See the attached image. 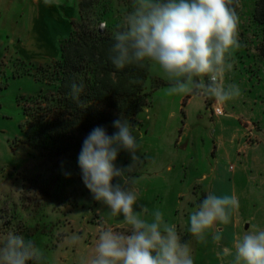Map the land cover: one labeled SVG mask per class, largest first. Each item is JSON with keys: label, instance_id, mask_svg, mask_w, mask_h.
Segmentation results:
<instances>
[{"label": "rangeland", "instance_id": "obj_1", "mask_svg": "<svg viewBox=\"0 0 264 264\" xmlns=\"http://www.w3.org/2000/svg\"><path fill=\"white\" fill-rule=\"evenodd\" d=\"M80 1L64 0L69 7L75 4V19ZM257 1L261 0H238L241 47L230 57L232 68L223 79L225 86L236 84L241 90L238 98L222 104L225 115L238 121L221 137L234 144L241 158L247 156L243 162L248 170L249 206L243 210L247 219L240 226L241 236L252 225L264 230V58L258 50L264 45V34L252 21ZM97 9L111 12L108 22L120 26L125 13L133 9V0H100ZM100 28L104 30L105 24ZM7 36L5 30V40ZM8 40L11 47L7 44L0 51V174L5 176L0 234L12 232L25 243H33L43 253L41 264H80L81 257L90 255L101 228L126 232L128 226L123 224V216L109 220L110 209L94 199L82 173L70 169L69 161L60 164L62 161L43 158L23 142L33 130H23L27 117L21 99L51 88L36 79L37 69L60 58L63 40L49 48L26 50L12 46L14 37ZM151 69L164 85L155 91L153 105L139 119L142 126L133 131L140 143L138 159L121 149L113 163L122 175L114 177L112 184L126 183V188L133 186L141 195L134 206L136 212L147 202H153L162 213L168 212L177 193L186 191L178 200L183 212L188 201L197 207L208 194L207 188L193 184L216 165L219 132L212 112L216 101L168 95L169 82L153 66ZM180 140L182 144H178ZM177 224L180 242L189 243L193 237L188 232L190 221ZM74 234L82 237L76 245L68 243ZM199 260L202 264L201 257Z\"/></svg>", "mask_w": 264, "mask_h": 264}, {"label": "clouds", "instance_id": "obj_2", "mask_svg": "<svg viewBox=\"0 0 264 264\" xmlns=\"http://www.w3.org/2000/svg\"><path fill=\"white\" fill-rule=\"evenodd\" d=\"M236 6L238 0H133V9L113 33L108 59L118 70L151 62L169 82L168 95H194L224 104L241 95L238 85L223 83L232 68L229 59L241 47ZM71 88L73 98H78L82 86L73 83ZM113 126L118 131L111 136L96 127L84 138L78 164L94 199L112 216H123L128 230L101 228L90 255L81 257L80 264H194L190 245L180 242L175 224L165 221L158 208L141 205L140 212L134 211L138 199L134 187L112 184L122 175L113 163L119 151L130 152L137 160L140 147L127 120H114ZM238 207L235 196L210 192L189 215L188 231L205 243L208 231L217 222L228 224ZM212 239L219 244L222 237L217 232ZM81 240L74 234L68 243ZM234 248V264H264V230L252 225L235 238ZM220 255L230 256L232 250L225 247ZM42 258L38 247L23 237L0 234V264H41Z\"/></svg>", "mask_w": 264, "mask_h": 264}, {"label": "trees", "instance_id": "obj_3", "mask_svg": "<svg viewBox=\"0 0 264 264\" xmlns=\"http://www.w3.org/2000/svg\"><path fill=\"white\" fill-rule=\"evenodd\" d=\"M99 4L100 0L80 1L78 18L62 42L60 58L37 69L36 79L51 88L21 99L27 117L23 130H33L23 142L43 158L60 164L69 161L70 169L79 173L84 138L96 127L111 136L118 131L113 126L117 119L127 120L136 130L142 126L139 119L153 105L155 91L164 85L153 75L151 62L121 70L111 64L109 49L119 25L108 22L111 12L97 9ZM252 21L264 34V0L257 1ZM103 23L104 30L100 28ZM258 50L264 58V45ZM73 83L82 86L78 98L71 94Z\"/></svg>", "mask_w": 264, "mask_h": 264}, {"label": "crops", "instance_id": "obj_4", "mask_svg": "<svg viewBox=\"0 0 264 264\" xmlns=\"http://www.w3.org/2000/svg\"><path fill=\"white\" fill-rule=\"evenodd\" d=\"M77 14L78 10H76L75 4L69 7L67 3H64V0H52L51 3L47 4L45 0H0V51L7 44L8 46L11 45L8 39L12 37H14V45L12 46L17 47L19 50L49 48L56 44L58 40H65L69 36L72 30V22ZM5 30L8 33L7 40H5ZM215 118V127L219 132L215 138L216 165L210 174L202 175L197 183L194 182L193 186L198 184L205 190L207 188L208 193L211 192L218 196H235L239 207L232 211L228 224L217 222L214 229L208 231L205 243L198 242L195 237H192V240L187 243L193 248L194 264L201 263L198 262L200 257L202 258V264H234V241L237 236H241L240 226L247 219L243 210L249 206L248 170L247 165L243 162V158L247 156L241 158L238 151L235 150L234 144L229 145L221 138L224 134H227L230 128H233V124H236L238 120L233 115H225L224 118L215 116ZM181 140L184 141V138H181ZM181 140L178 144L183 143ZM250 160L254 161V158H250ZM4 185L5 176L0 174V210L3 205ZM121 187L126 188V183H123ZM185 194L186 191L177 193L176 202L168 209V212L163 213L165 221L176 226H178L177 222H188L189 215L194 211L189 209L196 208V205L188 201L189 206H186V208L184 206L185 211H180L181 205H178V200ZM137 196L139 198L141 195L138 194ZM149 203L147 202L146 206L150 210L157 209L153 202ZM139 210L141 211V207ZM114 218L117 219V217L111 216L109 220ZM217 232L222 237L219 244L212 239V236ZM225 247L232 250V255L227 257L220 255Z\"/></svg>", "mask_w": 264, "mask_h": 264}, {"label": "built area", "instance_id": "obj_5", "mask_svg": "<svg viewBox=\"0 0 264 264\" xmlns=\"http://www.w3.org/2000/svg\"><path fill=\"white\" fill-rule=\"evenodd\" d=\"M212 112L215 116H222L225 115L224 108L222 107V104L219 103H212Z\"/></svg>", "mask_w": 264, "mask_h": 264}]
</instances>
